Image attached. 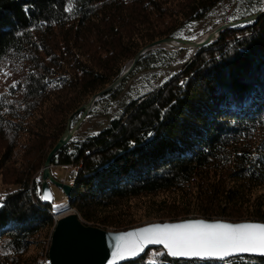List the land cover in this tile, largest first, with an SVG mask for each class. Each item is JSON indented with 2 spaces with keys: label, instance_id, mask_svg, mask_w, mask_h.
Masks as SVG:
<instances>
[{
  "label": "trees",
  "instance_id": "trees-1",
  "mask_svg": "<svg viewBox=\"0 0 264 264\" xmlns=\"http://www.w3.org/2000/svg\"><path fill=\"white\" fill-rule=\"evenodd\" d=\"M225 1L0 0V183L10 189L0 195V264H49L56 212L40 201V180L68 119L72 127L143 47L180 38ZM262 11L264 0H243L232 22ZM194 51L107 127L73 137L52 158L54 180L55 168L72 170L64 199L83 224L108 232L143 220L264 224V16ZM181 52L142 55L89 114ZM123 264H264V256L187 261L152 248Z\"/></svg>",
  "mask_w": 264,
  "mask_h": 264
},
{
  "label": "water",
  "instance_id": "water-1",
  "mask_svg": "<svg viewBox=\"0 0 264 264\" xmlns=\"http://www.w3.org/2000/svg\"><path fill=\"white\" fill-rule=\"evenodd\" d=\"M264 16V11L242 18L240 20L223 23L212 31L207 33L203 38L195 41H185L181 39L165 38L155 41L143 47L133 58L130 65L124 69L122 74L103 89L98 94L92 96L87 103L82 105L77 113H80L76 123L71 127L70 119L67 121V126L52 150L48 153L43 165L41 180H40V201L44 205L52 204V193L50 185L58 188L65 198L69 199L73 193V188L70 185L62 184L54 180L50 175L51 160L54 155L59 152L68 142L74 137L75 132L79 129L83 121L88 117L94 103L99 98L107 95L116 87H118L134 70L139 58L147 52L156 50L162 46L175 48L176 50H198L210 44L223 31L259 20ZM68 209L66 212H71ZM56 217L54 216V219ZM183 224H204L215 225L223 224L232 227L240 225H261V223H227L222 221H206V220H184L179 222H163L150 223L144 226L133 228L123 232H108L98 228L83 224L77 214L72 211L65 217L56 220L54 229L51 233L50 246L48 249L49 264H123L139 258L146 250L152 248H163L166 253L167 249L162 244L145 243L144 247L136 253L124 252L123 256L116 255L117 250L124 251L126 246L137 242L140 239L144 229L164 228L165 226L183 225ZM241 255L264 256L257 252H241L232 251L229 254L215 255H169L171 259L178 260H197V261H223L228 258H233Z\"/></svg>",
  "mask_w": 264,
  "mask_h": 264
},
{
  "label": "rangeland",
  "instance_id": "rangeland-1",
  "mask_svg": "<svg viewBox=\"0 0 264 264\" xmlns=\"http://www.w3.org/2000/svg\"><path fill=\"white\" fill-rule=\"evenodd\" d=\"M243 0H227L224 3L219 4L215 7L205 19L199 23L192 24L186 30L178 33V39L185 41H195L203 38L207 33L212 31L216 25L232 22L238 13L242 10ZM162 49L167 52L177 51L175 48L162 46L156 50ZM186 52L178 53L175 56L173 64L164 69L153 70L149 72H143L133 76L125 85L121 94L113 101H110L109 104L103 108L98 107L94 114H88V117L83 121L79 129L75 132L74 138L82 140L87 136L97 134L102 129L107 127L109 121L114 116H117L122 107L131 99L142 95L152 88H155L162 84L166 79L176 73L185 62L191 58L194 54V50H185ZM131 63V62H130ZM127 63V67L130 65ZM126 67V68H127ZM57 178H60L58 181L62 184H69L68 176L72 172L70 168L54 169ZM6 190H10L7 187H3L0 183V195L3 196ZM52 193V208L55 209V217L60 219L67 216V204L66 199H64L63 193L56 187L52 186L50 188ZM139 218H143V214L139 213L137 215ZM150 224L149 221L143 220L140 224ZM157 223V222H151Z\"/></svg>",
  "mask_w": 264,
  "mask_h": 264
},
{
  "label": "snow or ice",
  "instance_id": "snow-or-ice-1",
  "mask_svg": "<svg viewBox=\"0 0 264 264\" xmlns=\"http://www.w3.org/2000/svg\"><path fill=\"white\" fill-rule=\"evenodd\" d=\"M145 243L162 244L169 255H215L232 251L257 252L264 255V226L183 224L144 229L139 241L126 246L124 252L136 253Z\"/></svg>",
  "mask_w": 264,
  "mask_h": 264
},
{
  "label": "bare ground",
  "instance_id": "bare-ground-1",
  "mask_svg": "<svg viewBox=\"0 0 264 264\" xmlns=\"http://www.w3.org/2000/svg\"><path fill=\"white\" fill-rule=\"evenodd\" d=\"M56 219V218H55ZM58 220V219H57Z\"/></svg>",
  "mask_w": 264,
  "mask_h": 264
}]
</instances>
